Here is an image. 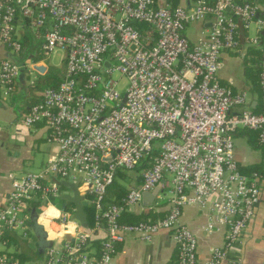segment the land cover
I'll return each mask as SVG.
<instances>
[{
	"label": "built area",
	"instance_id": "1",
	"mask_svg": "<svg viewBox=\"0 0 264 264\" xmlns=\"http://www.w3.org/2000/svg\"><path fill=\"white\" fill-rule=\"evenodd\" d=\"M210 19L202 41L193 43L188 26ZM252 26L262 40L248 39ZM28 36L48 56L65 53L61 82L45 89L23 116L27 127L45 124L58 152L39 171L12 176L8 202L0 207V264H24L6 251L7 234L29 237L36 200L63 201L55 178L81 180L96 223L85 228L73 218L75 208L65 207L57 219L45 209L38 213L37 223L53 242L45 249V264H110L116 245L128 235L151 242L161 230L171 232L178 264H222L241 242L261 199V176L242 171L235 134L257 131L264 144V50L260 112L253 111L249 91L220 78L225 54L248 42L264 49V11L257 0H194L191 9L162 0H0L3 96L14 93L23 68L7 54L21 55ZM116 73L128 78L124 92ZM156 149L142 181L122 203L108 202L118 171L135 170ZM166 174L173 179L164 217L122 222V214ZM191 204L209 208L207 231L228 227L224 244L205 262L198 257L197 236L181 221L183 208ZM100 230L105 237L100 252L93 253L87 248Z\"/></svg>",
	"mask_w": 264,
	"mask_h": 264
},
{
	"label": "crops",
	"instance_id": "2",
	"mask_svg": "<svg viewBox=\"0 0 264 264\" xmlns=\"http://www.w3.org/2000/svg\"><path fill=\"white\" fill-rule=\"evenodd\" d=\"M163 1L187 9L194 7V0H162V3ZM257 2L260 9L264 11V0L263 2L257 0ZM212 21L213 19H210V23L189 25L187 35L190 40L193 43L201 42L203 34L210 29ZM189 31H192L190 35L188 34ZM255 32V37L251 38L248 34V39L256 38L262 40L263 35L258 33L256 27ZM28 38L29 42L24 40V43H27L24 44V50L21 55L14 57L7 54V56L23 65L17 78L16 90L8 96L0 94V207L6 205L8 202L12 189V176L18 177L28 172L39 171L47 160L58 152L57 144L49 140L50 131L44 123H40L35 127H27L23 123L24 114L33 105L29 103V100L33 97L32 89L36 88L37 80L40 76H45L49 73L51 66L50 59H37L38 53L41 50L40 45L38 42H33L29 36ZM251 44L248 42L241 51L230 52L223 56L220 78L224 84L231 86L235 90L249 91L252 98V108L259 106L257 111H261V94L258 88L252 84V79L250 78L254 67L251 63L247 64L246 62L247 59H251L250 55H248V50L254 48ZM27 64H31L32 67L29 69ZM40 64L47 67L44 74L35 69V66ZM9 129L12 130V135H9ZM245 131V129H239L235 134L236 158L242 167V171L246 174H251L253 172L251 169L257 165L264 168V146H261L258 141L256 145H253L249 135H257V133ZM69 179L61 180L55 178L60 183L63 193L71 192L70 187L63 184L64 181ZM172 179L170 174L165 175L164 182L157 187L160 188V193L153 203H148L142 198L140 204L126 212L135 215L148 214L150 207H152L156 211H164L166 214L170 207L169 199ZM73 180L76 182L80 179L74 178ZM141 181L142 174L140 177H136L135 173L132 172L128 179L121 182L129 190ZM66 189L69 190L67 191ZM79 189L81 194L85 196V199H88V195L85 194L81 182ZM110 198L108 197V202H115L110 200ZM156 201L159 202L157 206ZM88 206L93 211L94 227L96 223V211L90 203ZM34 209L37 213H39V209L42 211L45 209L49 215L56 218L64 208L63 203L58 204V202L53 201L49 204L46 201L36 200L34 202ZM85 211L88 214L89 220L90 216L86 207ZM41 220L44 223L47 221L44 216ZM181 221L198 238V257L200 261H207L212 249L221 247L224 244L228 231L226 225H218L211 232L206 230V226L211 221V213L208 207H201L198 204L186 205L182 210ZM55 226V223H52L53 229ZM83 226L85 228H93L87 225ZM11 235L12 237H8L6 251L13 253L19 259L20 256L18 255H21L23 252L26 253L28 256L23 260V263L27 261L30 264H45V249H41L39 238L37 234L35 235L33 229L29 237L25 239L19 237L17 234ZM104 237L105 233L103 231H96L91 237V242L97 239L100 248ZM91 242L87 249L93 253H99L100 249ZM116 249V254L110 264H178V249L172 240L171 232L168 230H161L151 242L141 240L136 235H128L123 242L116 245ZM263 261L264 177L261 178V199L257 205L255 215L245 228L241 242L229 250L227 259L222 264H263Z\"/></svg>",
	"mask_w": 264,
	"mask_h": 264
},
{
	"label": "trees",
	"instance_id": "3",
	"mask_svg": "<svg viewBox=\"0 0 264 264\" xmlns=\"http://www.w3.org/2000/svg\"><path fill=\"white\" fill-rule=\"evenodd\" d=\"M214 1L215 0H211V3H213ZM259 1L263 2V0H259ZM173 6H176V5L173 4ZM28 39H29L28 37L24 38L25 41L29 42ZM26 43H24V44H26ZM263 50H264L263 46H262V48H260V47L250 48L248 50L249 51L248 55H250L251 59H247V61H246L247 64L251 63L252 66L254 67L253 71H252V76H250V78L252 79V84L258 88V91L260 92V94H261V89H260V84H259V72H260L259 66H260V63L262 60ZM37 59H39V58H37ZM65 71H66V60L65 59L63 60L62 65L58 68L50 66L49 73L46 74L45 76H40V78L37 80L36 88L32 89L33 90L32 95H33L34 99L32 97L29 100L30 105L37 103L41 100V93L45 89H47L49 87H53V88L57 87L59 85V83L61 82L62 78L64 77ZM260 103L262 105V96H261ZM258 107L259 106L252 108L253 111L260 112V110L257 111ZM245 130H246L245 132L257 133V131H254V130H249V129H245ZM249 136H250V139L252 140L253 145H256V143L258 141V143L261 146H264V144H261L259 142L258 133H257V135L255 134V135H249ZM158 154H159V151H158V149H156L154 151V153L152 154L151 158H147L143 161V163L140 165V168L141 169L142 168H148L151 165V162L154 160V158L158 156ZM252 170L258 172L260 174L261 178L264 177V168L262 166L257 165L255 167H253V169H251V171ZM244 171H246V170H244ZM128 177H129V175L127 174L126 170L121 169L118 171L115 181L109 187V193H108L109 196L108 197H111L110 200L115 201L117 203H122L123 198L127 195L129 190L126 188V186L121 181L128 179ZM113 197H114V199H112ZM66 208L67 209L73 208V205H68V206H66ZM86 209L88 210V213L90 216L87 226L93 227L94 220L92 218V214H93L92 208L90 206H87ZM164 215H165L164 211H156L154 208L150 207L148 214L135 215V214H132L130 212H128V213L124 212L121 216V221L124 223H138L140 221H145L148 219H154V220L159 219V218L164 217ZM30 225L34 230L35 235L37 234V236L39 238L41 249H43V250L46 249L48 247V241L46 240V236L43 233V231L41 230L40 226L36 224V218H33V217L31 218ZM7 236L9 238L12 237L11 234H7ZM97 242H98L97 239H94L91 243L97 245V247L99 248V244ZM22 255L24 256V258ZM18 256H20V261L23 262V260H25V258L28 255L23 252L21 255H18Z\"/></svg>",
	"mask_w": 264,
	"mask_h": 264
},
{
	"label": "water",
	"instance_id": "4",
	"mask_svg": "<svg viewBox=\"0 0 264 264\" xmlns=\"http://www.w3.org/2000/svg\"><path fill=\"white\" fill-rule=\"evenodd\" d=\"M106 66L109 67L110 64L106 63ZM35 69L38 70V72L44 74L47 70V67L40 64V65H36ZM80 182L81 180L75 182L72 178L63 182L64 185H67L71 189L70 193L62 194L63 208H65L68 205H73L75 208L73 218L80 221L81 224L87 225L88 224V214L85 211V207H87L89 203L85 199V196L81 194V191L79 189ZM159 193H160V188H156L152 191H147L143 194V199L147 201L148 203H153ZM37 216H38V213L34 209L32 212V217L36 218V224L39 225L41 230L43 231L42 226L37 223ZM43 233L45 234V236H47L45 231H43ZM52 244H53L52 241H48V247L51 246Z\"/></svg>",
	"mask_w": 264,
	"mask_h": 264
},
{
	"label": "rangeland",
	"instance_id": "5",
	"mask_svg": "<svg viewBox=\"0 0 264 264\" xmlns=\"http://www.w3.org/2000/svg\"><path fill=\"white\" fill-rule=\"evenodd\" d=\"M192 31H189L188 32V34L190 35V33H191ZM256 32H255V27L254 26H252V28H251V31H250V34H249V36L251 37V38H254L255 37V34ZM64 52L62 51V50H55L53 53H51V55L50 56H48V55H46V54H44L42 51H39V53H38V58L39 59H46V58H48V60L50 59V63H51V66H53V67H60L61 65H62V58H63V56H64ZM115 78H121V86L123 87H120V91H125L126 89H127V87H128V85H129V81H128V78H126V77H121V75L120 74H118V73H116L115 74V76H114ZM33 78V77H32ZM6 135H8V134H6ZM9 135H12V130H10L9 129ZM145 168H140V166L139 167H137L135 170H133V171H126L127 172V174L130 176L131 175V173L133 172V173H135V175H136V177H140L141 176V174H142V172H143V170H144ZM67 191L69 190V189H66ZM56 202H58V204H62L63 203V201L61 200V201H59V200H57ZM41 211L42 210H40L39 209V213H41ZM24 264H30L29 262H24Z\"/></svg>",
	"mask_w": 264,
	"mask_h": 264
}]
</instances>
